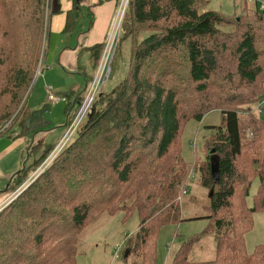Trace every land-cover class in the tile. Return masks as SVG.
Masks as SVG:
<instances>
[{"label":"trees","instance_id":"16d2710c","mask_svg":"<svg viewBox=\"0 0 264 264\" xmlns=\"http://www.w3.org/2000/svg\"><path fill=\"white\" fill-rule=\"evenodd\" d=\"M208 2L128 0L124 34L115 56L116 60L119 53L124 62L127 56L126 75L110 90L101 91L76 135L52 164L0 211V264H76L83 232L105 213L118 211L127 217L135 212L140 216L139 230L125 258L132 264H155L160 228L179 223L178 198L187 193L189 169L197 166L204 171L202 184L213 189L211 210L219 238L216 256L207 262L189 260L198 236L185 240L170 264H264V245L248 254L244 242L253 226L252 216L264 210V120L245 108L264 99V15L249 8L246 0L238 22L237 13L226 16L207 10ZM47 7L49 27L51 18L62 11L61 0H0V137L31 132L33 112L27 95L45 43ZM74 15V10L67 14L65 34L77 24ZM90 15L92 20L91 10ZM147 25L150 33L139 38ZM227 27L232 31L223 30ZM103 45L84 50L94 69ZM225 54L233 56L231 67L223 62ZM157 60L165 63L161 69L165 79L161 75L155 79V73L150 75L154 79L145 75ZM239 90L245 94L239 95ZM83 100L79 97L69 103L66 127ZM217 110L222 112L223 124L214 127L210 138L211 149L220 159L215 183L211 149L206 160L189 165L182 158L181 137L189 120L201 122ZM249 129L255 135L252 139L246 137ZM100 137L102 176L110 181L96 182L94 187L98 177L92 182L91 142ZM149 146L156 147L154 161H145L144 151L135 153L138 147ZM37 147L44 151L26 162L3 194L18 186L56 148ZM165 158L166 164L158 162ZM83 162L85 171L80 169ZM88 175L90 181L85 180ZM255 177L260 186L254 206L248 208L246 197ZM65 226L67 235L60 232ZM16 236L23 237V242Z\"/></svg>","mask_w":264,"mask_h":264},{"label":"rangeland","instance_id":"374dc122","mask_svg":"<svg viewBox=\"0 0 264 264\" xmlns=\"http://www.w3.org/2000/svg\"><path fill=\"white\" fill-rule=\"evenodd\" d=\"M207 1H209L207 4V10L217 11L226 16H232L237 13L240 20L243 14L242 6L244 1L246 2V0ZM248 5L249 8L256 9L255 4L250 0L248 1ZM89 11L90 10L88 9H83L82 12H78L76 14L77 26L74 31L68 34H63L61 37L60 35H51V33L49 34V27L47 26L49 17L48 7L46 9V32L43 41V43H45L42 45L41 55L38 61L37 69L35 71L34 80L30 88V93L27 95L29 96L27 99V105L30 108V111H34L32 116L34 120L38 122V124L35 125V128H39L38 131L35 129V131L29 135V139L30 141H33L34 138L35 144H39L41 142L44 144L43 148L49 147L51 145H55L57 147L59 145L67 130L66 111L68 109L69 103L75 101L71 91H77L85 84V81L80 76L81 72H73L60 65L58 62V56L66 45H73L71 48L74 47L77 44V38H80L81 33L85 32V30L89 28L91 23V15ZM149 28L150 27L148 25L143 27V31L141 30V34L138 35L139 38L146 35V33H150V31L146 32ZM232 29V27L223 28V30L227 32H231ZM47 31L48 44H46ZM45 51L46 55L48 54V56L45 55ZM89 55L90 54L88 52H83L81 57L82 62L79 64V69L82 71L88 72L90 70ZM123 57L125 62L120 58L118 53L117 59L113 64L112 76L107 84L102 88V90H110L123 80L124 76L126 75L127 56L124 55ZM232 57L233 56L230 54H225V56H223V62L225 66L231 67V59H233ZM160 60L152 63L154 66H149L148 70L145 71V75L147 77L154 79V76L150 75L155 73V79L160 78L158 77L159 75L164 78L162 75L163 71L161 69L164 67L165 63L161 62ZM44 62L47 67L44 71V74L42 76L36 77L39 67L43 65ZM155 66L157 69H154ZM184 66L185 65L183 64V67ZM185 69L187 70V68ZM55 70L58 71L57 74H55ZM186 70L184 72H186ZM49 76L53 77L50 81L48 80ZM173 79L176 81V76H174ZM164 81L166 82V80ZM47 87H50L51 92L54 93L56 97L60 98L59 102H49V91ZM238 93L239 95H244L245 91L239 90ZM65 94L72 96L71 98L73 99H68L67 101V98L64 97ZM0 104H2L1 100ZM258 104L259 103L257 102L255 104L245 106V108L248 107L251 113H254L257 116L259 115L261 119L264 120V110L261 114L256 111ZM37 110L41 111V113ZM42 117H44L45 123L47 125H41ZM33 124H35V122H33ZM222 124L223 115L222 112L218 110L210 112L201 122H198L194 119L189 120L181 137V154L184 161L189 165H192L195 161L203 162L206 160L209 150L212 148V140H210V138L214 132V127H219ZM15 129H18L17 125H15ZM254 136L253 130L249 129L246 131L247 139H252ZM100 145H102L101 137L98 142H91V146L93 147L95 153V159L90 163L92 168L90 175L93 174L92 182L94 181L93 179L98 177L96 178L97 181L93 182L94 187H96V182H101L102 184L104 181H110L107 180V175L102 176L101 169L103 167L102 162L104 155L101 153ZM155 148L149 146V148L143 150V148L138 147L135 153L138 156L140 152L144 151L142 153V157L145 159V161L152 159L154 161L156 157ZM43 151L44 149H42L38 155ZM33 156L34 154H31V160L33 159ZM49 156L44 160V162L41 163L40 166L33 167L26 178H24L21 183H18V186H14V188L12 187L11 190L7 191L5 194H3V192V195L0 194V211L8 206L12 201H14L25 189H27L36 179H38L41 173L44 172L48 166L52 164L55 158H50L48 160ZM172 157L174 158L173 155ZM167 160L168 158H165L158 162L163 165L166 164L165 162H168ZM81 164V168L79 166L78 168H80L82 171H85L83 166L85 169H87V166H85L86 164L84 162ZM199 165L203 166L202 163ZM203 167H205V165ZM189 170L190 171L188 172L187 177L191 178L189 182H187V193L183 192V194H181V196L178 198L180 205V221L182 222L179 221L177 224H167L160 228L155 247V264H170L175 260L176 252L180 248L181 244L185 240L187 241L198 236H200V239L193 246L189 254V260L196 263L212 261L215 259L219 238L215 225L216 218H212L213 215L211 210L212 197L210 195L213 189H210L202 184L204 171L200 167L198 168L197 166V169H194V171L191 169ZM90 175H88L85 180L90 181ZM7 185L8 184H6V187ZM91 186L92 183H90V187ZM259 186L260 180L258 177H255L252 180V184L249 189V195L246 197V206L248 208L254 206L255 195L257 194ZM208 217H211L212 219ZM252 222L253 226L251 231L246 233L244 237L245 248L248 254H252L258 246L264 245V210L256 212L252 216ZM139 225L140 216L138 212L133 213L129 217H127V214L124 211H118L114 215L105 213L81 235V253L76 259V264H132L131 259L125 258V254L128 252V249H130V241H132L134 234L139 230ZM20 229H23L22 225L20 226ZM60 232H63V235H67L68 226L61 228ZM16 237L19 238L21 242H23V237ZM20 264L32 263H29V261H23V263Z\"/></svg>","mask_w":264,"mask_h":264},{"label":"crops","instance_id":"0c3cea01","mask_svg":"<svg viewBox=\"0 0 264 264\" xmlns=\"http://www.w3.org/2000/svg\"><path fill=\"white\" fill-rule=\"evenodd\" d=\"M120 5L121 2L119 3V1L116 0H61V13L54 15L50 20L49 34L60 35L62 37L63 34H65L63 31L66 25L68 12L74 10L75 19H77L76 14L82 12L83 9L91 10L93 13L89 28L81 33L80 38H77V44L72 48L71 46L73 45H66L58 56L60 65L73 72L80 71V76L85 81L84 86H81L79 89L77 88V91H71L73 98H75L74 100L79 97H85L88 85L91 83L95 72L91 57H89L90 70L86 72L79 69V64L82 62L81 57L83 51L96 44L104 43L118 15ZM54 72L55 74L58 73L56 70ZM51 78L53 77L49 76L48 80L50 81ZM64 97L67 98V101L68 99H73L71 98L72 96L66 94ZM31 112L34 113V111ZM33 122H35V124H33ZM36 124H38V122L32 118V121H30L31 132L25 136H19L18 132H16L11 135L0 137V193H3L9 188L11 178L25 166L26 162L31 158V154L35 156L37 152H40L39 147H37L38 144L34 143V136L32 137L33 141L29 139V135H31L35 129L36 131L39 129L35 128ZM41 125H47L44 117L41 118ZM39 144L42 143L40 142ZM6 184H8L7 187Z\"/></svg>","mask_w":264,"mask_h":264},{"label":"built area","instance_id":"2783aa9c","mask_svg":"<svg viewBox=\"0 0 264 264\" xmlns=\"http://www.w3.org/2000/svg\"><path fill=\"white\" fill-rule=\"evenodd\" d=\"M250 1H252L255 4L256 8L259 10V12L264 15V0H250ZM127 3L128 0H122L118 15L115 19L113 26L111 27L107 39L104 42L102 56L100 58L94 78L87 88L84 100L79 105V109L77 110L71 123L68 125L63 138L61 139L59 145L51 153L48 160L50 158L52 159L56 158V156L60 154V152L64 149V147L73 139V137L76 135L77 131L79 130L80 126L82 125L83 121L90 113L95 100L101 93L102 88L110 80L113 73V64L115 62L117 49L119 47V43L123 36L122 24H123V18ZM46 68L47 67L44 62V64L39 67L36 77L42 76ZM47 89L49 91L48 94L49 102L50 103L59 102L60 98L56 97L54 93L51 92V88L47 87ZM263 110H264V99L261 102H259L256 108V111L259 114H261Z\"/></svg>","mask_w":264,"mask_h":264},{"label":"water","instance_id":"95a60500","mask_svg":"<svg viewBox=\"0 0 264 264\" xmlns=\"http://www.w3.org/2000/svg\"><path fill=\"white\" fill-rule=\"evenodd\" d=\"M80 1V0H78ZM238 21H240V19L238 18ZM210 169H211V176L212 179L215 183L219 182V177H220V159L218 157V155H216V150L212 149L210 151ZM211 197L213 196V190L211 192ZM127 252H126V257H127Z\"/></svg>","mask_w":264,"mask_h":264},{"label":"bare ground","instance_id":"6f19581e","mask_svg":"<svg viewBox=\"0 0 264 264\" xmlns=\"http://www.w3.org/2000/svg\"><path fill=\"white\" fill-rule=\"evenodd\" d=\"M128 4V3H127ZM120 7H121V5H120ZM127 7V6H126ZM126 10V9H125ZM120 44V43H119Z\"/></svg>","mask_w":264,"mask_h":264}]
</instances>
